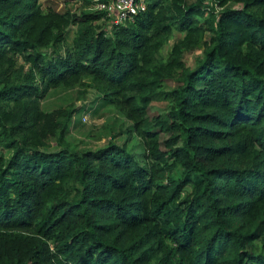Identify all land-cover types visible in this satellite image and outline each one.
I'll list each match as a JSON object with an SVG mask.
<instances>
[{"label": "trees", "instance_id": "trees-1", "mask_svg": "<svg viewBox=\"0 0 264 264\" xmlns=\"http://www.w3.org/2000/svg\"><path fill=\"white\" fill-rule=\"evenodd\" d=\"M102 15L0 0V264H264V0H147L108 31ZM85 79L144 154L62 146L70 112L38 99Z\"/></svg>", "mask_w": 264, "mask_h": 264}, {"label": "rangeland", "instance_id": "rangeland-1", "mask_svg": "<svg viewBox=\"0 0 264 264\" xmlns=\"http://www.w3.org/2000/svg\"><path fill=\"white\" fill-rule=\"evenodd\" d=\"M96 0H39L42 6H51L57 11L68 9L70 12L78 14L80 11H97L94 9ZM235 7V5H229ZM238 7V6H237ZM98 12V11H97ZM99 27L108 31L109 25L104 19L96 21ZM74 32V26H70L64 32V44H68ZM181 34L172 33L169 40L162 45L160 53L162 57L167 55L171 44L180 38ZM43 55L47 58L57 53L62 54L63 47L58 50L54 48L41 49ZM201 48H194L184 53L182 60L186 67L192 68L197 57L201 56ZM17 66L21 73L26 71V65L17 58ZM175 80H166L165 88L176 85ZM102 93L97 90L91 81L84 80L81 86L74 85L70 87L49 88L38 99L42 111L52 114L55 121H58V115L62 111L70 112L66 123V133L63 137L65 148L73 152H80L86 149H96L103 147L108 143L120 146L135 157L138 154H144V147L135 131L133 122L123 114L117 104H106L103 102ZM168 108L167 101L150 102L146 116H163ZM62 123V120H59ZM61 124V125H63ZM165 136V135H162ZM58 148L55 143V136L46 140V144L41 149L51 151ZM0 155L8 157L9 151L0 148Z\"/></svg>", "mask_w": 264, "mask_h": 264}, {"label": "built area", "instance_id": "built-area-1", "mask_svg": "<svg viewBox=\"0 0 264 264\" xmlns=\"http://www.w3.org/2000/svg\"><path fill=\"white\" fill-rule=\"evenodd\" d=\"M147 0H96L94 9L103 15L108 25L132 22L135 15L143 11Z\"/></svg>", "mask_w": 264, "mask_h": 264}]
</instances>
